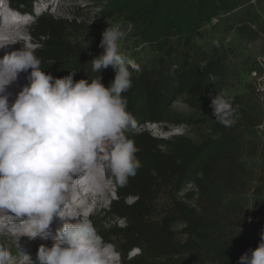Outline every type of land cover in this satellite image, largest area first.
Masks as SVG:
<instances>
[{"label": "trees", "instance_id": "trees-1", "mask_svg": "<svg viewBox=\"0 0 264 264\" xmlns=\"http://www.w3.org/2000/svg\"><path fill=\"white\" fill-rule=\"evenodd\" d=\"M8 1L14 6L32 3ZM261 2L131 0L132 22L145 28V41L155 47L150 58H134L140 71L133 72V86L122 94L138 124L130 138L140 149L136 155L141 167L125 186L115 181L108 212L123 221L112 227L127 244L120 245L110 230L104 233L93 223L96 231L102 229L101 237L117 239L121 250L126 247L127 264H239V257L255 249L264 233V220L259 221L264 212L255 203L264 196V110L244 96L232 101V126L215 119L210 103L224 82L226 50L222 41L207 48L192 37L205 20L217 19L225 35L241 33L248 24L264 27L255 16ZM65 23L50 16L36 21L32 36L41 69L56 78L74 72L75 81L100 75L109 86L114 69L93 71L92 53L85 42L64 34ZM180 98L204 114L216 138L158 140L142 130L147 123L165 122ZM260 126L262 137L254 150L246 138ZM253 156L261 161L258 173L250 163ZM134 249L138 255L130 256Z\"/></svg>", "mask_w": 264, "mask_h": 264}, {"label": "clouds", "instance_id": "clouds-1", "mask_svg": "<svg viewBox=\"0 0 264 264\" xmlns=\"http://www.w3.org/2000/svg\"><path fill=\"white\" fill-rule=\"evenodd\" d=\"M124 37L121 25L108 26L99 45L104 51L92 60L95 72L114 69L107 87L100 75L75 81L74 72L62 78L46 74L34 50L19 49L0 58V209L21 221L22 236L52 237L51 247L38 248L39 264H114L90 220L58 213L67 200L69 181L80 173L100 164L123 187L141 167L136 155L140 149L130 138L138 124L122 95L132 88L133 72L140 66L122 52ZM29 69V83L10 103L6 87ZM210 107L224 126L235 123L229 97L216 94ZM90 179L95 183L94 175ZM57 216L65 222L52 236L50 226ZM4 229L0 224V232ZM11 259L0 245V264ZM239 264H264V233L255 249L239 257Z\"/></svg>", "mask_w": 264, "mask_h": 264}, {"label": "rangeland", "instance_id": "rangeland-1", "mask_svg": "<svg viewBox=\"0 0 264 264\" xmlns=\"http://www.w3.org/2000/svg\"><path fill=\"white\" fill-rule=\"evenodd\" d=\"M39 0H32L30 5L19 4L7 6L4 0H0V10L19 11L24 8L31 11L29 18V34L26 38L36 35L34 25L41 17L50 16L53 19L66 21L64 34L79 42L83 41L87 45V51L92 53V60L103 53V49L99 47L102 39V32L108 26L117 24L122 26L125 32L124 39L121 43L122 52L130 59L134 58H150L154 53V45L146 42L144 34L145 28L139 24L132 22L131 0H70L71 4L67 10L55 12V7L48 9L47 6H41L38 9ZM46 3L47 0H42ZM62 1V0H55ZM255 2V0H252ZM255 16L260 17V23L264 22V1L261 0ZM27 6V8H26ZM71 23L80 26L71 29ZM80 27V28H79ZM223 26L217 19L211 21H203L200 29L196 31L192 37L198 44L204 47L217 45L220 41L226 50V61L223 75V85L220 88V94H224L232 101L235 98L250 99L252 103L260 104L264 110V27L257 24L249 25L243 28L241 33L231 32L225 35ZM33 37V36H32ZM29 42L27 49L34 50L36 45ZM111 67V66H109ZM29 71V70H27ZM211 123L203 113L189 107L182 98L177 100L171 106L166 121L163 123H147L142 127L143 131H147L155 139L168 140L174 137H187L193 141L199 142L203 139L216 138L217 134L212 131ZM165 127V128H164ZM263 127H257L250 135L247 136L246 142L248 147L254 150L260 143ZM250 163L259 172L261 161L258 157L250 158ZM257 176V175H256ZM255 176V177H256ZM191 188L188 187L186 189ZM115 183L111 185V193L106 198L104 205L97 211V220L104 233L111 231V236L119 240L121 245L127 244L120 235V231L114 229L115 224H123L113 218L109 211L112 200L115 199ZM186 189L183 191L185 192ZM263 199V200H262ZM262 199L251 197L252 203H258L262 212H264V196ZM135 199H129L132 203ZM99 216V217H98ZM72 217H76L73 215ZM111 219V220H110ZM259 221H263L264 217H259ZM86 220V218L84 219ZM113 226V227H112ZM264 229V225L262 226ZM109 234V235H110ZM261 236L257 239L255 248L260 242ZM126 247H123L126 254ZM18 250V249H16ZM19 251V250H18ZM138 249L132 250L129 255H138Z\"/></svg>", "mask_w": 264, "mask_h": 264}, {"label": "bare ground", "instance_id": "bare-ground-1", "mask_svg": "<svg viewBox=\"0 0 264 264\" xmlns=\"http://www.w3.org/2000/svg\"><path fill=\"white\" fill-rule=\"evenodd\" d=\"M5 1L9 2L4 0V4H6ZM38 3H40L38 9L41 6H47L48 9L55 7L56 13L65 11L72 5L70 0H47L46 3L39 0ZM30 15L31 11L24 8L19 11L0 10V58L5 53L27 49L28 43H32L35 40L33 37L26 38L27 34H29ZM30 71V69L29 71H21L18 73L16 80L6 87V94H9L10 103L14 101L18 92L29 83L27 77ZM93 175L96 178L95 183L90 179ZM110 175V171L105 173L103 165L97 164L95 168H90L85 173H80L72 178L69 181V188L66 194L67 200L61 206L58 214L62 217L75 218L76 220H84L86 218L92 224H99L96 218L98 215L97 211L104 205L106 198L111 193V185L115 183V178ZM73 215L76 217H72ZM64 222L65 220L58 216L54 218L50 226L52 236L55 235L58 228L62 227ZM24 223L26 224L27 221H24ZM0 224L5 225L4 231L0 232V245L7 248L12 255L9 264H30L25 255L30 256L33 264H39L37 260L39 246L46 245L51 247L52 245L51 236L48 239H42L39 236L36 238L22 236L23 234L20 230L21 221L12 215L9 210L0 209ZM97 233L101 236L103 234L102 229L100 228ZM102 239L108 245V250L114 258V264H127L124 259V250H121L122 248L119 246L120 242L118 243L117 239L103 236Z\"/></svg>", "mask_w": 264, "mask_h": 264}]
</instances>
